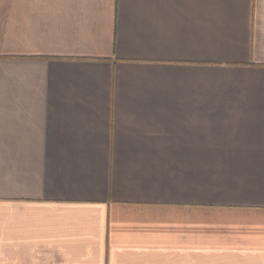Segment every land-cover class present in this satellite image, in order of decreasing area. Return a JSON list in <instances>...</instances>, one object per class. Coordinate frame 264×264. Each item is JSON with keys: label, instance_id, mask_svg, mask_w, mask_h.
I'll return each instance as SVG.
<instances>
[{"label": "crops", "instance_id": "obj_1", "mask_svg": "<svg viewBox=\"0 0 264 264\" xmlns=\"http://www.w3.org/2000/svg\"><path fill=\"white\" fill-rule=\"evenodd\" d=\"M0 264H264V0H0Z\"/></svg>", "mask_w": 264, "mask_h": 264}]
</instances>
